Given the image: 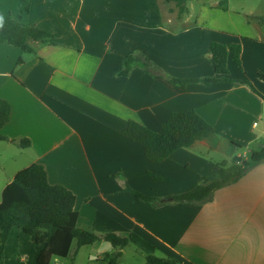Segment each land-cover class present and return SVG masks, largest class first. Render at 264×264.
Wrapping results in <instances>:
<instances>
[{
    "label": "crops",
    "instance_id": "1",
    "mask_svg": "<svg viewBox=\"0 0 264 264\" xmlns=\"http://www.w3.org/2000/svg\"><path fill=\"white\" fill-rule=\"evenodd\" d=\"M190 13L179 17L164 0H0V17L22 16L52 35L30 41L32 53L0 44V100L12 107L0 130L8 139L0 142V203L20 171L42 165L50 184L76 196L79 229L130 240L121 251L106 241L81 248L76 259L86 250L87 264H111L119 252L114 264H146L157 252L180 264H264V164L203 203H160L194 190L201 177L217 178L222 169L211 170L216 162L207 157L248 161L238 146L262 151L264 100L238 83L176 87L139 66L121 75L126 58L142 53L171 77H211L210 45H239L243 73L229 57V78L252 83L264 97L262 16L245 35L190 23ZM187 110L214 133L163 163L147 161L122 134L131 121L159 132L173 113ZM26 140L29 148L17 145ZM33 261L30 238L14 228L5 264Z\"/></svg>",
    "mask_w": 264,
    "mask_h": 264
},
{
    "label": "trees",
    "instance_id": "2",
    "mask_svg": "<svg viewBox=\"0 0 264 264\" xmlns=\"http://www.w3.org/2000/svg\"><path fill=\"white\" fill-rule=\"evenodd\" d=\"M191 0H164L173 3L178 10L179 17L188 12L187 4ZM264 26V18L257 17ZM52 35L41 29L23 22L22 16L17 18L9 15L0 17V44L21 49L24 53H32L30 41H48ZM229 57L239 71L243 73L241 62V47L239 45H223L213 42L210 45V58L214 64L215 75L198 79H179L167 75L144 54L135 53L128 56L124 62L121 75L126 76L134 67H142L145 72L155 77H161L176 87H187L192 84L210 86L214 83H238L256 96L264 97L254 88L252 83L244 80L230 79L228 68ZM21 64V61L19 62ZM259 79L264 81V75ZM12 107L6 100H0V130L9 123ZM214 128L206 122L195 110L173 113L159 132H154L141 124L131 121L122 132L123 136L141 146L145 159L151 163H163L176 151L192 147L196 142L209 138ZM8 139L0 134V142ZM15 143V141H12ZM20 148L27 149L30 142L20 141ZM264 160V149L253 151L248 161L235 158L238 162L236 170L230 175L222 169L220 178L201 177L199 185L192 191L173 196L175 202L195 204L203 203L221 187L237 181L250 169ZM224 166V165H223ZM149 176L156 181L161 178ZM132 194L149 203L156 199L132 191ZM76 196L61 185H52L48 180L46 169L42 165L34 164L20 171L14 180L5 188L0 203V264H5V247L14 228L20 229L27 235L34 247L33 264H51L54 258L69 259L74 262L78 251L96 242L106 241L116 250H123L130 242L116 234L98 236L93 232L77 227L78 213L75 210ZM120 252L112 258L114 264ZM146 264H180L174 258L148 257Z\"/></svg>",
    "mask_w": 264,
    "mask_h": 264
},
{
    "label": "rangeland",
    "instance_id": "3",
    "mask_svg": "<svg viewBox=\"0 0 264 264\" xmlns=\"http://www.w3.org/2000/svg\"><path fill=\"white\" fill-rule=\"evenodd\" d=\"M188 8L191 9L190 23L200 24L202 26H217L229 32L239 31L245 35H250L248 24L255 22V15L264 17V0H196L195 2H189ZM180 25L178 24V26ZM237 148L239 154H244L245 152L246 154L244 155L248 157L254 151V149L248 151L246 147L238 146ZM251 148L254 147L251 146ZM207 158L216 162L215 167L211 168V170L215 168L217 173L223 168L232 171L237 168L233 160L221 157L216 158L214 156ZM261 163L264 164V160ZM217 178H220L219 174ZM135 257V260L138 261L137 256ZM151 257L160 259L161 255L157 252ZM76 260L75 262L69 259L60 260L59 264H87L86 250H83Z\"/></svg>",
    "mask_w": 264,
    "mask_h": 264
},
{
    "label": "water",
    "instance_id": "4",
    "mask_svg": "<svg viewBox=\"0 0 264 264\" xmlns=\"http://www.w3.org/2000/svg\"><path fill=\"white\" fill-rule=\"evenodd\" d=\"M172 200H173V198H168V199H165L163 201H160V203L167 202V201H172Z\"/></svg>",
    "mask_w": 264,
    "mask_h": 264
}]
</instances>
